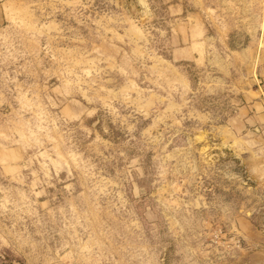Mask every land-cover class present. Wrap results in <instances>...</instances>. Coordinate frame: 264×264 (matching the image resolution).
I'll return each instance as SVG.
<instances>
[{
    "label": "rangeland",
    "instance_id": "obj_1",
    "mask_svg": "<svg viewBox=\"0 0 264 264\" xmlns=\"http://www.w3.org/2000/svg\"><path fill=\"white\" fill-rule=\"evenodd\" d=\"M249 105L264 0H0V264L263 260Z\"/></svg>",
    "mask_w": 264,
    "mask_h": 264
},
{
    "label": "crops",
    "instance_id": "obj_2",
    "mask_svg": "<svg viewBox=\"0 0 264 264\" xmlns=\"http://www.w3.org/2000/svg\"><path fill=\"white\" fill-rule=\"evenodd\" d=\"M258 120L259 116L257 114L256 107L254 105L245 106L241 110L238 126L241 128L246 126H255L250 129V131H255L254 134H256V131L257 133H261L260 131L264 132L263 127L258 126ZM221 138H224V136H221ZM250 264H264V259L262 260V257L257 256L253 258V262Z\"/></svg>",
    "mask_w": 264,
    "mask_h": 264
}]
</instances>
